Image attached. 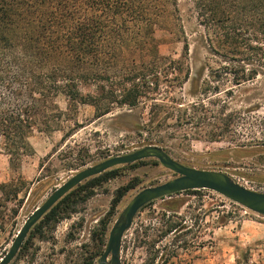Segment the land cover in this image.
Instances as JSON below:
<instances>
[{"label":"rangeland","instance_id":"374dc122","mask_svg":"<svg viewBox=\"0 0 264 264\" xmlns=\"http://www.w3.org/2000/svg\"><path fill=\"white\" fill-rule=\"evenodd\" d=\"M155 36L162 56L179 58L185 41L189 44L190 79L182 88L164 84L167 94L183 103L203 100L209 109L207 116L199 112L190 125L171 120L168 138L160 146L187 166L226 172L241 185L264 193V67L255 79L236 84L235 76L242 70L228 66L210 46L193 0H179L178 11ZM151 56L146 52L141 58ZM204 80L211 86L207 94L199 89ZM57 102L65 111L69 107L76 111L64 130L35 131L29 139L34 154L25 156L18 169L0 152V185L21 188L17 196L9 186L0 191V259L33 211L77 172L112 156L159 145L137 129L142 116L147 120L145 106L98 116L91 105H70L64 96ZM220 113L230 125L214 141L209 136L220 130L216 127ZM68 126L75 129L65 139ZM135 163L108 170L99 179L89 178L67 193L55 214L44 215L32 227L10 264H99L98 254L106 248L96 238L101 227L106 226L107 243L113 224L137 192L176 177L157 159ZM153 202L135 219V226L151 227L149 236L135 239L134 229L126 233L123 264H148L155 254V264H264V215L209 189ZM171 221L185 229L163 235Z\"/></svg>","mask_w":264,"mask_h":264},{"label":"trees","instance_id":"16d2710c","mask_svg":"<svg viewBox=\"0 0 264 264\" xmlns=\"http://www.w3.org/2000/svg\"><path fill=\"white\" fill-rule=\"evenodd\" d=\"M193 1L210 46L228 66L242 70L236 84L258 77L264 67V0ZM178 6L179 0H0V152L9 156L11 167L18 169L34 154L29 139L35 131L64 130V123L75 119L76 111L58 104L60 96L70 105L93 106L98 116L145 106L147 120L142 116L137 129L159 146L171 120L190 125L199 112L207 116L203 100L183 103L163 88H182L191 75L186 41L179 58L160 55L155 42L156 31ZM146 52L150 60L141 58ZM199 89L207 94L211 86L204 80ZM217 119L220 130L209 136L214 141L230 125L224 113ZM68 127L65 139L75 129ZM8 186L17 196L20 186L1 184L0 191ZM192 191L200 190L184 192ZM65 198L45 216L55 214ZM166 225L163 235L185 229L179 222ZM101 229L96 238L107 245L106 226ZM131 229L140 239L151 227L134 221ZM156 259L157 254L148 264Z\"/></svg>","mask_w":264,"mask_h":264},{"label":"water","instance_id":"95a60500","mask_svg":"<svg viewBox=\"0 0 264 264\" xmlns=\"http://www.w3.org/2000/svg\"><path fill=\"white\" fill-rule=\"evenodd\" d=\"M154 158L176 177L168 181L148 186L137 192L127 203L113 224L106 248L98 259L99 264H123V240L132 228L134 221L142 208L147 204L187 190H213L247 209L264 215V193L251 190L237 182L230 174L209 169H198L187 166L175 160L163 147L147 145L133 152L109 157L95 165L89 166L73 175L58 187L37 207L26 219L18 231L9 251L0 259V264H10L22 247L32 227L67 193L85 180L101 175L121 165Z\"/></svg>","mask_w":264,"mask_h":264}]
</instances>
